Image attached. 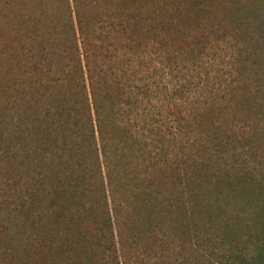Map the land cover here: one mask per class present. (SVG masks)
<instances>
[{
  "label": "trees",
  "instance_id": "obj_1",
  "mask_svg": "<svg viewBox=\"0 0 264 264\" xmlns=\"http://www.w3.org/2000/svg\"><path fill=\"white\" fill-rule=\"evenodd\" d=\"M0 264H264V0H0Z\"/></svg>",
  "mask_w": 264,
  "mask_h": 264
}]
</instances>
